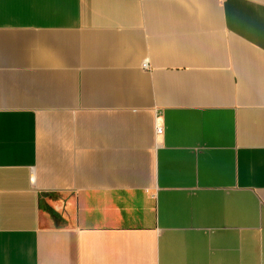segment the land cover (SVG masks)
<instances>
[{
	"label": "crops",
	"instance_id": "1",
	"mask_svg": "<svg viewBox=\"0 0 264 264\" xmlns=\"http://www.w3.org/2000/svg\"><path fill=\"white\" fill-rule=\"evenodd\" d=\"M0 264H264V0H0Z\"/></svg>",
	"mask_w": 264,
	"mask_h": 264
},
{
	"label": "built area",
	"instance_id": "2",
	"mask_svg": "<svg viewBox=\"0 0 264 264\" xmlns=\"http://www.w3.org/2000/svg\"><path fill=\"white\" fill-rule=\"evenodd\" d=\"M143 67L144 68H147L148 67V64L147 63H144L143 64ZM156 132H157V134H162L163 133V126L160 125V124H157L156 125Z\"/></svg>",
	"mask_w": 264,
	"mask_h": 264
}]
</instances>
